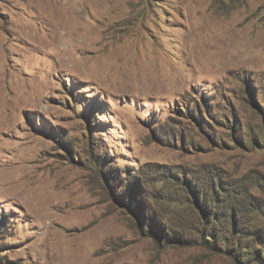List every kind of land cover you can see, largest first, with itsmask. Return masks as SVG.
<instances>
[{"label":"rangeland","instance_id":"rangeland-1","mask_svg":"<svg viewBox=\"0 0 264 264\" xmlns=\"http://www.w3.org/2000/svg\"><path fill=\"white\" fill-rule=\"evenodd\" d=\"M70 262L264 264V0H0V264Z\"/></svg>","mask_w":264,"mask_h":264},{"label":"bare ground","instance_id":"bare-ground-1","mask_svg":"<svg viewBox=\"0 0 264 264\" xmlns=\"http://www.w3.org/2000/svg\"><path fill=\"white\" fill-rule=\"evenodd\" d=\"M60 241H61V239H60ZM62 250H63V249H62ZM64 250H67L66 252H68V254H69V251H71V250H69V249H64ZM64 250H63V251H64ZM59 252H60V249H59ZM64 252H65V251H64ZM71 253H72V252H71ZM68 254H67V255H68ZM76 255H77V254H76ZM71 256L73 257L74 254H72ZM72 257H69V258H72ZM63 259H64V258H63ZM59 262H60V261H59ZM66 263H67V261H66ZM70 263L72 264V262H70ZM64 264H65V263H64Z\"/></svg>","mask_w":264,"mask_h":264}]
</instances>
